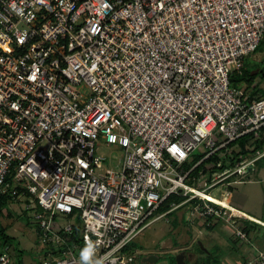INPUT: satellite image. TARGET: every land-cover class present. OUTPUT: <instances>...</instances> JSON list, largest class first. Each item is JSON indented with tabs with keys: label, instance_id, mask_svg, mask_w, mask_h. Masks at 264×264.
I'll return each mask as SVG.
<instances>
[{
	"label": "built area",
	"instance_id": "built-area-1",
	"mask_svg": "<svg viewBox=\"0 0 264 264\" xmlns=\"http://www.w3.org/2000/svg\"><path fill=\"white\" fill-rule=\"evenodd\" d=\"M263 42L264 0H0V199L32 212L39 264H84L86 247L96 264H139L131 244L186 204L197 220H234L193 185L264 128V97L232 83ZM101 142L124 152L118 170ZM172 196L185 201L159 215Z\"/></svg>",
	"mask_w": 264,
	"mask_h": 264
},
{
	"label": "rangeland",
	"instance_id": "rangeland-1",
	"mask_svg": "<svg viewBox=\"0 0 264 264\" xmlns=\"http://www.w3.org/2000/svg\"><path fill=\"white\" fill-rule=\"evenodd\" d=\"M245 66L249 73L258 71V76L252 86H249L246 81H242L236 86L244 92L264 93V42L257 53L246 59ZM262 134H264V131ZM96 155L107 159L106 167L118 170L119 160L123 158L124 152L118 146H108L101 142L97 146ZM203 155L204 152L201 149L195 151L188 161V166L192 167ZM261 163L264 165V160ZM214 178L216 176L213 175ZM210 179H212V175L208 173L200 185L194 184L193 187L203 190L219 200H223L224 192L228 189L230 191L232 188L231 205L233 207L240 209L242 207L241 203L245 202L248 205L245 208L242 207V209L254 215L262 216L261 214L264 211V170L259 173L258 165L247 174L244 180H241V183L234 184V181H239L240 179L239 176H234L224 184L208 189L211 182ZM258 180L259 183L255 184ZM227 182H233L232 187L228 188ZM233 211L237 210L233 208ZM191 212L192 207L190 208L189 204L183 205L174 214L157 220L144 230L135 241L136 257L139 260V264H147L143 260L151 255L159 257L156 264H170V260L167 259L168 256L174 255L177 258V255L184 251L186 254L194 255L187 261L188 264H194L196 254H198L197 245L200 246L199 243H201L209 248V242L196 229L199 226H197V223L192 222L195 216ZM159 215L162 214L159 213ZM248 224L246 223V225ZM250 228L254 229V226L252 225ZM0 230H4L8 237V244H10L8 251L13 258V264L40 263L42 246L37 241V227L31 211H25L24 207L19 204H8L0 216ZM254 233L255 231L252 232L251 230L252 241L254 240ZM205 234H208V232ZM233 234L235 235V231H233ZM3 243L5 241L0 239V245H4ZM245 243L247 242H243V244ZM214 253L216 256L222 254V252ZM223 264L241 263H236L235 260L233 261L230 258Z\"/></svg>",
	"mask_w": 264,
	"mask_h": 264
},
{
	"label": "trees",
	"instance_id": "trees-1",
	"mask_svg": "<svg viewBox=\"0 0 264 264\" xmlns=\"http://www.w3.org/2000/svg\"><path fill=\"white\" fill-rule=\"evenodd\" d=\"M262 46V45H261ZM260 46V47H261ZM259 47V49H260ZM258 49V50H259ZM258 52V51H257ZM244 66L243 71L241 74H235L232 77V83L234 86L236 84L242 83V81H246L249 86H252L255 82L258 73L253 72L249 73V71L246 70ZM259 94V95H258ZM255 96H251V100L253 99H260L264 97V94L261 93H254ZM264 131V128L261 132ZM260 135V134H259ZM264 151V134L261 136L257 135H251L249 137L242 138L238 142L230 145V152L226 153L225 156L220 157L219 155H215L213 158L210 159L209 162L214 163L215 167L209 171L210 175H213L215 172L223 171L229 168H234L237 163L244 162V161H250L254 159L258 152ZM194 176L199 175V170H196L193 174ZM211 181V179H210ZM185 201V198L172 196L168 198L159 208L158 213L164 214L171 210L172 204L180 205ZM9 204L7 200L0 199V216L2 215L3 209ZM176 211V210H175ZM175 211L168 214V216L175 213ZM216 223V222H215ZM214 223V220H208L204 222L203 227L207 228L208 230H211L216 224ZM249 223L245 227L242 226V230L249 236L251 234L252 228H250L252 225L254 228L259 229L260 225L253 223L251 221H247ZM262 229V228H260ZM0 239L5 241L3 243L4 245L8 244V237L4 230H0ZM204 246V245H203ZM205 247V246H204ZM131 249L136 250L135 242L131 244ZM198 248V258L195 260L194 264H223L221 260L215 255L214 252L209 251V253L202 250L200 246L197 245ZM167 259H169L170 264H177L176 257L174 255L168 256ZM188 264V263H187Z\"/></svg>",
	"mask_w": 264,
	"mask_h": 264
},
{
	"label": "crops",
	"instance_id": "crops-1",
	"mask_svg": "<svg viewBox=\"0 0 264 264\" xmlns=\"http://www.w3.org/2000/svg\"><path fill=\"white\" fill-rule=\"evenodd\" d=\"M258 73V71H255ZM260 93V92H259ZM247 96L251 99V96H255L254 92L248 93L246 92ZM264 94V93H261ZM259 95V94H258ZM260 134V135H259ZM258 136L262 135V132H260ZM264 160H260L256 163V166H259V173L260 171L264 170V165L261 163ZM261 163V164H260ZM259 176V175H258ZM258 178V177H257ZM259 179V178H258ZM259 180L255 182V184H258ZM231 194L232 188L230 189ZM232 197V196H231ZM232 199H230L231 202ZM220 204H223L226 207H229L230 205L226 202L219 200ZM260 202V201H259ZM262 202V200H261ZM229 205V206H228ZM248 204L245 202L241 203V206L245 208ZM233 207V206H232ZM231 206L229 207L234 214L237 213V215L233 216L232 221H214L216 224L211 230H208L207 228L203 227L204 221L193 219V223H197V226L199 228H196L201 232V235L203 237L207 238V241L209 242V248L205 245V249L207 253L209 251L216 252L217 254L219 252H222L220 256H217L219 260H221L222 263L227 262L228 260L233 259L236 263H244L247 264L251 260H253L260 252H264V211L262 216L254 215L253 213H249L242 209L235 208L237 211H233V208ZM3 214V211H2ZM247 221H251L253 223L259 224L262 229H252V232L255 231L254 240L252 241L251 234L249 235V242L243 244L242 241L238 240L236 238V228L239 226H245ZM192 223V224H193ZM236 223V224H235ZM233 231H235V235L233 234ZM203 232V233H202ZM208 232V234H205ZM208 248V249H207ZM210 249V250H209ZM194 256V255H192ZM199 256L196 254V259ZM195 259V260H196Z\"/></svg>",
	"mask_w": 264,
	"mask_h": 264
},
{
	"label": "water",
	"instance_id": "water-1",
	"mask_svg": "<svg viewBox=\"0 0 264 264\" xmlns=\"http://www.w3.org/2000/svg\"><path fill=\"white\" fill-rule=\"evenodd\" d=\"M249 169H251V167ZM199 244H200L202 250L206 251L203 244H201V243H199ZM186 259H187V254L185 252L180 253L179 255H177V258H176L177 264H187ZM158 260H159L158 256L151 255V256L146 257L143 260V262L147 263V264H156L158 262Z\"/></svg>",
	"mask_w": 264,
	"mask_h": 264
},
{
	"label": "clouds",
	"instance_id": "clouds-1",
	"mask_svg": "<svg viewBox=\"0 0 264 264\" xmlns=\"http://www.w3.org/2000/svg\"><path fill=\"white\" fill-rule=\"evenodd\" d=\"M81 259L84 262V264H96V262L92 260L87 247L84 250H82Z\"/></svg>",
	"mask_w": 264,
	"mask_h": 264
},
{
	"label": "bare ground",
	"instance_id": "bare-ground-1",
	"mask_svg": "<svg viewBox=\"0 0 264 264\" xmlns=\"http://www.w3.org/2000/svg\"><path fill=\"white\" fill-rule=\"evenodd\" d=\"M202 195H203L205 198H207V199H209V200H212L213 202H215V203H217V204H220L219 199L214 198V196L212 197V196L207 195V194H204V193H202ZM221 205H223V204H221ZM223 206H224V205H223ZM225 207H226V206H225ZM226 208H229V207H226ZM229 210H230V208H229Z\"/></svg>",
	"mask_w": 264,
	"mask_h": 264
},
{
	"label": "flooded vegetation",
	"instance_id": "flooded-vegetation-1",
	"mask_svg": "<svg viewBox=\"0 0 264 264\" xmlns=\"http://www.w3.org/2000/svg\"><path fill=\"white\" fill-rule=\"evenodd\" d=\"M185 252V251H184ZM182 253V252H181ZM186 253V252H185ZM193 254H187V259L186 262L188 261V259H190L192 257Z\"/></svg>",
	"mask_w": 264,
	"mask_h": 264
}]
</instances>
